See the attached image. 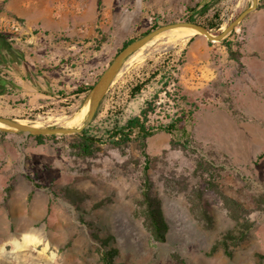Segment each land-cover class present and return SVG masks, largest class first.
I'll return each instance as SVG.
<instances>
[{"label":"rangeland","instance_id":"obj_1","mask_svg":"<svg viewBox=\"0 0 264 264\" xmlns=\"http://www.w3.org/2000/svg\"><path fill=\"white\" fill-rule=\"evenodd\" d=\"M76 1L84 3L93 22L91 68L76 87L96 82L123 43L140 37L153 23L184 20L190 9L203 19L201 0ZM4 2L0 0V10ZM250 3L222 0L219 31ZM0 33L10 32L2 27ZM229 41L240 53L238 61L221 41L198 32L158 39L140 57L129 58L86 126L91 134L106 138L117 121L140 114L148 103V123H168L180 113L166 93H174V77L194 109L192 120L174 134L160 130L145 140V147L135 136L120 145L97 142L93 153L86 154L74 146L78 139L73 134L39 143L24 133L0 130V209L6 208L0 222L13 223L12 229H0V242L27 243L22 250L5 252L0 264L11 259L22 264H107L106 258L113 264H264V0H258ZM203 62L212 74L190 77ZM147 78L132 97L131 88ZM87 95L69 96L53 109L14 118L67 125L86 106ZM86 113L72 126L81 124ZM145 175L165 223L163 238L157 239L146 217ZM35 192L45 198L36 224L15 229L19 216L10 212V202L26 199L30 204Z\"/></svg>","mask_w":264,"mask_h":264},{"label":"crops","instance_id":"obj_2","mask_svg":"<svg viewBox=\"0 0 264 264\" xmlns=\"http://www.w3.org/2000/svg\"><path fill=\"white\" fill-rule=\"evenodd\" d=\"M15 18L24 23L21 32L10 26ZM92 24L84 3L76 0H5L0 10V29L4 27L10 33H0V115L18 117L44 107L53 109L57 102L71 96L75 82L91 68L88 47ZM255 25L253 19L251 28ZM60 35L69 39L60 40ZM211 74L212 69L203 62L189 76ZM43 199L42 193L35 192L30 204L26 199L19 204L10 202V212L19 216L15 229L36 224ZM5 211L2 206L0 212ZM12 225L0 222V229H12ZM26 244L22 240L1 241L0 256L8 250H22ZM8 262L22 264L17 259Z\"/></svg>","mask_w":264,"mask_h":264},{"label":"trees","instance_id":"obj_3","mask_svg":"<svg viewBox=\"0 0 264 264\" xmlns=\"http://www.w3.org/2000/svg\"><path fill=\"white\" fill-rule=\"evenodd\" d=\"M101 1V0H100ZM222 0H201L199 2V10L198 13L201 14L203 19H197L193 16L194 11L196 9H190L189 15L184 19L188 21H193L199 24H202L206 26L209 30H211L213 33H218L220 30V27L223 24V17H222V9L219 7V4ZM212 9L213 13L212 15L208 14V11ZM237 16V13L235 14L234 18ZM161 25L158 22H155L151 25V27L143 32L140 36L146 34L150 30L158 27ZM235 31V29L230 33V35ZM229 35V36H230ZM229 36L225 37L221 40L223 44L226 45L227 51L229 53L230 58L239 60V51L238 49H232V42L229 41ZM135 38H130L127 41L123 43V46H126L131 41H133ZM237 46H240V44H237ZM121 48V49H122ZM120 49V50H121ZM160 69L154 71L151 76H156L159 74ZM150 78V77H149ZM149 78H147L146 81H139L137 82L132 88L130 95L134 97L137 93L141 91V89L145 86L146 83H148ZM171 77H168L169 81ZM173 82L175 83V89L174 93L170 91H166L167 96L172 97L173 100H175V104H178L180 106V113H175L171 116V119L168 123H162L158 125H153L148 123L149 122V114L152 110V104L148 103L140 112V114L129 117L126 119L123 123H120L117 121L114 125V127L111 130L107 131V137L102 138L98 137L96 135H93L89 131V127H85L82 132L73 134L77 137V143H74L75 147H78L80 150L85 152L86 154H92L93 153V147L97 142H104L109 141L114 144H124L128 141L132 140L133 137L140 138L142 140L143 147L146 146L145 140L157 133L160 130H164L167 133L174 134L176 130L180 126H182L186 121H190L193 118V112L194 109H192V103L189 101L188 96L182 92L181 85L179 84L178 78L174 77ZM170 83V82H169ZM169 83H165V87L169 85ZM94 83L91 84H80L78 85L73 91L72 95L75 98L80 97L81 95H87L91 88L93 87ZM69 97H67L68 99ZM103 100L101 101L98 110L95 114V116L99 113L100 107ZM182 105V106H181ZM11 118H14L12 116ZM30 137H33L36 139L39 143L43 142L45 139H55L57 136H65V135H29ZM142 196L143 200L146 204V217L149 221V224L157 236V239L163 238V232L165 230V223L163 221L161 211L159 210L158 204L155 202L151 195V182L147 175H145L144 180L142 182ZM107 264H113L108 258H106Z\"/></svg>","mask_w":264,"mask_h":264},{"label":"water","instance_id":"obj_4","mask_svg":"<svg viewBox=\"0 0 264 264\" xmlns=\"http://www.w3.org/2000/svg\"><path fill=\"white\" fill-rule=\"evenodd\" d=\"M250 1V5L243 9L218 33H213L202 24L188 20H179L161 24L124 46L100 74L96 82L93 84V87L89 91L86 98L87 113L81 124L77 126H67L66 124L39 125L35 123L24 122L17 118L0 115V130L20 132L26 135H68L82 132V130L93 120L101 101L104 99L110 86L117 79L119 74L125 69L129 58L138 52L143 46L151 42L158 34L176 26H187L195 29L198 33L204 35L211 41H221L227 37L237 26H239L249 13L257 8L258 0Z\"/></svg>","mask_w":264,"mask_h":264},{"label":"bare ground","instance_id":"obj_5","mask_svg":"<svg viewBox=\"0 0 264 264\" xmlns=\"http://www.w3.org/2000/svg\"><path fill=\"white\" fill-rule=\"evenodd\" d=\"M196 33H197V31L195 29L187 27V26H176V27H173V28H171L169 30H166V31L158 34L151 42H149L148 44L143 46L138 52H136L130 58V60L140 57L142 55V53L145 51V49L150 44H152L153 42H155L158 39H161V38L173 39V38H179V37H189V36L194 35ZM86 110H87V104H86V106H84V108L82 109V111L80 113H78L74 117H71V118L68 119V121L66 122L67 126H72L73 124L78 123L79 120H80V117L85 113ZM56 118H57V116H56ZM0 126H1V124H0Z\"/></svg>","mask_w":264,"mask_h":264},{"label":"built area","instance_id":"obj_6","mask_svg":"<svg viewBox=\"0 0 264 264\" xmlns=\"http://www.w3.org/2000/svg\"><path fill=\"white\" fill-rule=\"evenodd\" d=\"M10 26H11L12 30H14L15 32H21L24 29V27H25L23 21L21 19H17V18H15L12 21ZM92 83H95V82H92ZM84 84L88 85V84H91V83L86 81Z\"/></svg>","mask_w":264,"mask_h":264}]
</instances>
